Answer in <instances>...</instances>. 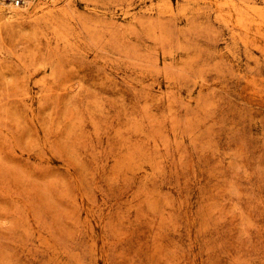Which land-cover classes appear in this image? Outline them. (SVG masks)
<instances>
[{
	"label": "rangeland",
	"instance_id": "obj_1",
	"mask_svg": "<svg viewBox=\"0 0 264 264\" xmlns=\"http://www.w3.org/2000/svg\"><path fill=\"white\" fill-rule=\"evenodd\" d=\"M5 6L0 264H264V0Z\"/></svg>",
	"mask_w": 264,
	"mask_h": 264
},
{
	"label": "bare ground",
	"instance_id": "obj_2",
	"mask_svg": "<svg viewBox=\"0 0 264 264\" xmlns=\"http://www.w3.org/2000/svg\"><path fill=\"white\" fill-rule=\"evenodd\" d=\"M29 1H30V0L25 1L23 5L18 6V7H17V6H14V5H12V4H8V3H4V2H1V1H0V6H1V5H6L5 7L7 8V10H8L9 12H15V11H17V10H21V8L27 6V4L29 3ZM10 7H13L14 10H11ZM16 9H17V10H16ZM15 13H16V12H15Z\"/></svg>",
	"mask_w": 264,
	"mask_h": 264
},
{
	"label": "built area",
	"instance_id": "obj_3",
	"mask_svg": "<svg viewBox=\"0 0 264 264\" xmlns=\"http://www.w3.org/2000/svg\"><path fill=\"white\" fill-rule=\"evenodd\" d=\"M1 2L12 4L14 6H21L24 4L25 1L27 0H0Z\"/></svg>",
	"mask_w": 264,
	"mask_h": 264
}]
</instances>
